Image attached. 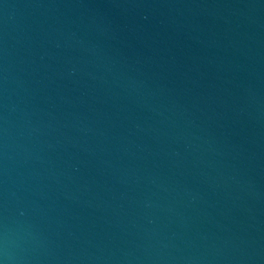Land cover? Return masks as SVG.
<instances>
[{"label":"water","instance_id":"obj_1","mask_svg":"<svg viewBox=\"0 0 264 264\" xmlns=\"http://www.w3.org/2000/svg\"><path fill=\"white\" fill-rule=\"evenodd\" d=\"M3 264H264V0H0Z\"/></svg>","mask_w":264,"mask_h":264},{"label":"clouds","instance_id":"obj_2","mask_svg":"<svg viewBox=\"0 0 264 264\" xmlns=\"http://www.w3.org/2000/svg\"><path fill=\"white\" fill-rule=\"evenodd\" d=\"M0 264H3V262H2V261H0Z\"/></svg>","mask_w":264,"mask_h":264}]
</instances>
